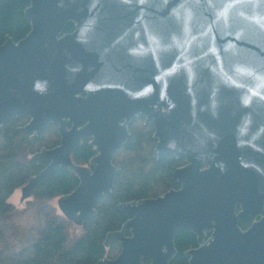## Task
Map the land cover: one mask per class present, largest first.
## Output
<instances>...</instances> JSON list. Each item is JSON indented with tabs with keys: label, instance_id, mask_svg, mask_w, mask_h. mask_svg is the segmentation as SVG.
<instances>
[{
	"label": "water",
	"instance_id": "1",
	"mask_svg": "<svg viewBox=\"0 0 264 264\" xmlns=\"http://www.w3.org/2000/svg\"><path fill=\"white\" fill-rule=\"evenodd\" d=\"M25 15L28 35L0 46V127L23 116L32 143L51 125L60 143L36 153L22 200L67 168L80 183L58 209L83 226L144 117L158 158L185 161L179 188L120 204L105 239L120 252L95 264H172L179 231L197 237L189 264H264V0H30ZM84 139L96 155L77 165Z\"/></svg>",
	"mask_w": 264,
	"mask_h": 264
},
{
	"label": "trees",
	"instance_id": "2",
	"mask_svg": "<svg viewBox=\"0 0 264 264\" xmlns=\"http://www.w3.org/2000/svg\"><path fill=\"white\" fill-rule=\"evenodd\" d=\"M29 6L30 0H0V46L7 37L17 42L31 31V23L25 15ZM73 31L75 24L71 22L64 33ZM27 123L28 119L20 116L0 127V264H95L115 254V245L107 248L105 239L109 232L119 230L127 221L120 204L158 197L166 190L179 188L174 172L185 161L173 155L159 159L154 126L138 116L129 124L130 139L115 155L114 163L121 172L113 192L97 203L96 217L87 218L81 226L83 234L77 239L72 238L69 231L72 222L49 205H44L39 212L40 224L32 229L36 238L18 249L6 235V221L15 212V206L9 199L40 172L36 153L42 148H53L52 145L55 147L60 142L57 126L51 125L47 131H53L56 138L51 146L43 140L44 135L32 143L31 134L20 129ZM95 155L90 140L84 139L72 157L75 164L88 165ZM79 183L77 175L67 168L58 167L39 184L33 197L38 201L59 198L72 193ZM251 223L252 219L247 218L240 221V226L246 229ZM175 243L177 255L172 264H189L184 252L197 246V237L193 233L179 231Z\"/></svg>",
	"mask_w": 264,
	"mask_h": 264
},
{
	"label": "rangeland",
	"instance_id": "3",
	"mask_svg": "<svg viewBox=\"0 0 264 264\" xmlns=\"http://www.w3.org/2000/svg\"><path fill=\"white\" fill-rule=\"evenodd\" d=\"M53 131H47L44 134V139L46 144H53L52 142L56 139L54 137ZM57 145H55L56 147ZM51 147H54L53 145ZM168 191V190H166ZM58 198H54L46 201H38L34 197L27 200H22L21 189L17 190L14 195L9 199V202L15 206L14 214L6 221V235L7 239L16 246V248L21 249L36 238L35 229L39 226V212L42 206L49 205L60 213L57 205ZM70 235L72 238L77 239L83 234V228L75 224L70 225ZM115 245V254L109 257L111 259L115 258L120 252V246L118 243ZM117 250V253H116Z\"/></svg>",
	"mask_w": 264,
	"mask_h": 264
},
{
	"label": "flooded vegetation",
	"instance_id": "4",
	"mask_svg": "<svg viewBox=\"0 0 264 264\" xmlns=\"http://www.w3.org/2000/svg\"><path fill=\"white\" fill-rule=\"evenodd\" d=\"M46 131H47V130H46ZM59 143H60V142H59ZM252 222H253V220H252ZM251 224H252V223H251ZM250 226H251V225H250ZM250 226H249V227H250ZM249 227H248V228H249ZM246 229H247V228H246ZM193 248H194V247H193Z\"/></svg>",
	"mask_w": 264,
	"mask_h": 264
}]
</instances>
